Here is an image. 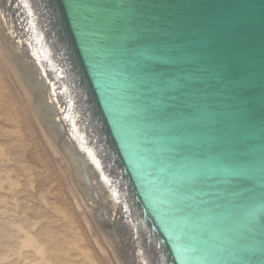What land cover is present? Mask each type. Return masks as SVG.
Instances as JSON below:
<instances>
[{
	"label": "water",
	"instance_id": "1",
	"mask_svg": "<svg viewBox=\"0 0 264 264\" xmlns=\"http://www.w3.org/2000/svg\"><path fill=\"white\" fill-rule=\"evenodd\" d=\"M0 5L128 264H264V0Z\"/></svg>",
	"mask_w": 264,
	"mask_h": 264
},
{
	"label": "rangeland",
	"instance_id": "2",
	"mask_svg": "<svg viewBox=\"0 0 264 264\" xmlns=\"http://www.w3.org/2000/svg\"><path fill=\"white\" fill-rule=\"evenodd\" d=\"M0 75V264H119L86 223L69 172L41 137L11 73Z\"/></svg>",
	"mask_w": 264,
	"mask_h": 264
},
{
	"label": "bare ground",
	"instance_id": "3",
	"mask_svg": "<svg viewBox=\"0 0 264 264\" xmlns=\"http://www.w3.org/2000/svg\"><path fill=\"white\" fill-rule=\"evenodd\" d=\"M8 31L6 22H3L0 18V69L5 71V73H11L16 85L22 91V97L26 100L25 104H28V110L31 111L30 113L34 117L33 119L37 128H39L41 137H43L51 154L60 158L66 171L69 172L70 184L73 186L74 192L73 197L77 206L83 207L84 211L82 212H84L86 223L92 222L99 229L103 242L107 244L112 256L117 259L119 264H128V260L121 255L124 243L121 240L118 229L115 228V221L110 219L99 188H95L92 184L91 172L86 168L82 156L74 149L62 122L59 119H54L57 113L47 96L48 94H46L45 85L38 78V70L34 67L33 60L26 61L29 56L26 47L17 49V44L12 41ZM3 90L5 89L3 88ZM1 92L4 93V91ZM21 163L23 164V162ZM26 168L28 167L26 166ZM25 171L27 170L25 169ZM27 244H31V240H26L25 245ZM40 252H42L41 248L37 250V253L40 254Z\"/></svg>",
	"mask_w": 264,
	"mask_h": 264
},
{
	"label": "snow or ice",
	"instance_id": "4",
	"mask_svg": "<svg viewBox=\"0 0 264 264\" xmlns=\"http://www.w3.org/2000/svg\"><path fill=\"white\" fill-rule=\"evenodd\" d=\"M27 5H25V7H26Z\"/></svg>",
	"mask_w": 264,
	"mask_h": 264
}]
</instances>
